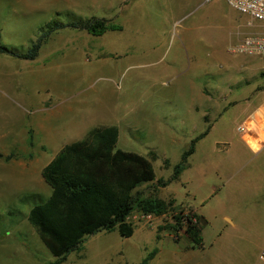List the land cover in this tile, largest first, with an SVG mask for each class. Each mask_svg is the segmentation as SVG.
<instances>
[{"label":"rangeland","instance_id":"obj_1","mask_svg":"<svg viewBox=\"0 0 264 264\" xmlns=\"http://www.w3.org/2000/svg\"><path fill=\"white\" fill-rule=\"evenodd\" d=\"M110 3L0 0V44L27 50L49 30L45 22L108 18ZM135 16L123 31L52 30L33 59L0 53V264L54 260L27 220L31 206L50 194L41 170L61 146L109 125L119 129V148L149 157L156 153L155 179L137 192L142 198L172 199L170 208L200 217L203 248L192 250L183 231L174 242L171 212L155 216L134 209L128 217L131 236L97 231L61 264H141L152 250L156 254L147 264H188L190 253L203 264L256 262L264 243V109L236 130L258 99L227 107L235 104L227 93L264 92V68L255 73L261 58L235 54L231 44L226 63L216 61L194 37L198 59L206 65L188 70L190 51L178 26L166 34L157 17L141 23ZM208 126L180 178L159 186Z\"/></svg>","mask_w":264,"mask_h":264},{"label":"trees","instance_id":"obj_2","mask_svg":"<svg viewBox=\"0 0 264 264\" xmlns=\"http://www.w3.org/2000/svg\"><path fill=\"white\" fill-rule=\"evenodd\" d=\"M45 25L49 30L39 33L26 51L8 50L7 46L0 44V53L33 59L46 43L50 32L60 27L92 33L122 28L112 18L95 15L66 23L50 20ZM209 129L210 126L190 141L179 162L173 166L170 177L159 180V186L180 178L182 171L189 166L188 159L196 143ZM118 137L117 125L95 126L82 139L61 146L42 168V178L50 187V194L45 200L31 206L27 220L54 256V260L47 264H61L71 251L81 248L88 235L97 231L116 229L122 237L131 236L134 224L128 217L134 209L155 216L171 212L172 222L168 226L173 229L174 242L179 241L180 232L183 231L192 241V248L203 247L200 217L193 212L170 208L172 199L165 201L155 196H139L136 187L155 179L152 158L156 153L151 151L149 157L119 148ZM155 254L154 250L150 251L141 264H147V260Z\"/></svg>","mask_w":264,"mask_h":264},{"label":"crops","instance_id":"obj_3","mask_svg":"<svg viewBox=\"0 0 264 264\" xmlns=\"http://www.w3.org/2000/svg\"><path fill=\"white\" fill-rule=\"evenodd\" d=\"M109 2H111V8L114 9L108 18H112L121 24L122 28L118 31L127 30L124 24L132 23L131 20L135 15L143 18L142 20L140 19L141 23L145 22L144 20L149 15L157 17L156 22L162 27L160 32L166 30V34L171 31L173 26H178L176 33L181 43L185 44L186 49L190 51L187 55L190 58V64H187L189 63L188 61L186 62V65L189 66L188 70L199 65H206L203 60L198 59L197 54L199 52H197L194 45V37L199 38V40L207 45L209 56L211 54V57L213 56L216 61L226 63L229 45L236 44L247 34L264 32V24L254 21V19L249 20L247 15L228 6L225 0H109ZM135 9H137L136 12L134 11ZM141 23H138L139 26L136 25L137 31L140 32L143 31V25ZM146 26L150 27V25ZM152 63L157 62L152 61ZM262 67L261 58V65L255 69V73ZM256 89H258V86ZM227 95L233 96L229 97L228 102H235L234 105L227 107H237L242 101H248L253 97L258 99L256 107L247 112L239 121L236 130L241 131L243 129V122L251 114L264 109L263 91H255L249 96H244L246 95L244 94L234 97V95H230L229 93ZM190 248L193 250L191 243ZM190 256L191 258H189L188 264H203V261H198L200 260L197 259L198 256L195 257L192 253H190Z\"/></svg>","mask_w":264,"mask_h":264},{"label":"built area","instance_id":"obj_4","mask_svg":"<svg viewBox=\"0 0 264 264\" xmlns=\"http://www.w3.org/2000/svg\"><path fill=\"white\" fill-rule=\"evenodd\" d=\"M225 2L236 11L247 15L250 19L264 24V0H225ZM229 50L235 52V54H254L261 57L264 68V32L245 35L239 42L232 44ZM253 264H264V243L260 248L256 262Z\"/></svg>","mask_w":264,"mask_h":264}]
</instances>
